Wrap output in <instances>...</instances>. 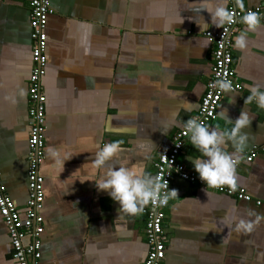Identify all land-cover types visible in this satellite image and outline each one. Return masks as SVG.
I'll list each match as a JSON object with an SVG mask.
<instances>
[{"label":"crops","instance_id":"crops-1","mask_svg":"<svg viewBox=\"0 0 264 264\" xmlns=\"http://www.w3.org/2000/svg\"><path fill=\"white\" fill-rule=\"evenodd\" d=\"M49 2L37 264H142L148 251L143 214L120 212L95 183L110 167L154 176L159 151L199 109L213 65V45L204 33L221 27L197 11L203 0ZM211 3L227 9L226 0ZM259 3L264 0H241L242 7ZM29 18V0H0V182L21 215L28 197V79L34 67ZM244 29L240 24L235 37ZM233 68L241 90L223 94L207 127L230 130L232 124L218 116L223 111L232 121L242 110L251 118L242 129L247 147L235 170L237 187L250 201L173 179L169 190L177 197L164 213L161 264H264V219L248 234L235 232L233 224V217L264 216V110L254 101L244 105L246 86L264 91V17L246 33L244 49L233 47ZM113 141H120L117 155L94 169L95 153ZM50 148L64 163L55 162ZM226 151H234L230 142ZM199 156L188 138L178 162L196 173L190 160ZM0 264H17L1 217Z\"/></svg>","mask_w":264,"mask_h":264},{"label":"built area","instance_id":"built-area-1","mask_svg":"<svg viewBox=\"0 0 264 264\" xmlns=\"http://www.w3.org/2000/svg\"><path fill=\"white\" fill-rule=\"evenodd\" d=\"M227 10L232 15L231 23L223 25L216 33L206 31L204 36L213 45L210 78L206 84L205 92L199 103V109L192 118L207 126L216 118V110L220 104L223 92L211 85L217 79L230 80L234 92L240 91L241 86L236 80L233 68V41L238 31L240 18L248 11L255 12L259 18L264 17V3L253 7H242L241 0H226ZM31 39L33 41L32 58L34 67L28 79V151H27V179L28 197L23 215H21L6 193L0 182V217L8 231L12 258L17 264H37L40 258V240L42 234V217L40 211L43 205V178L39 174V165L44 149V122H45V96L41 80L45 75L46 58V26L47 20L53 11L49 0H29ZM184 126L175 133L170 144L162 148L154 163V177H160L161 182L166 181L168 189L173 179H178L191 186L216 191L221 194L233 196L241 201H250L243 190L236 187L233 191L227 186L207 188L199 180L196 173L187 170L178 162L184 141L188 139ZM179 145V146H177ZM255 157V148L246 157L250 163ZM1 178V172H0ZM259 205V203H257ZM165 206H154L151 203L143 206L144 234L148 251L142 264H161L165 257V237L163 235V221Z\"/></svg>","mask_w":264,"mask_h":264},{"label":"clouds","instance_id":"clouds-1","mask_svg":"<svg viewBox=\"0 0 264 264\" xmlns=\"http://www.w3.org/2000/svg\"><path fill=\"white\" fill-rule=\"evenodd\" d=\"M206 11L210 15L211 24L217 28L232 22V15L222 3L212 4L211 0H203V5L197 11ZM240 22L245 29L235 37L233 47L244 49L246 47V33L255 31L259 24V17L255 12L248 11ZM205 24V23H204ZM200 26L201 30V25ZM220 92L234 94L230 80L217 79L212 85ZM249 94L244 100V105L256 103L259 109L264 110V91L259 85H248ZM226 123L232 124L230 130H218L217 127L209 129L196 118L184 122V129L189 137L192 147L200 154L190 162L199 180L207 188L227 186L235 191L237 187L235 170L239 163V154L247 147V136L242 129L251 123L248 113L242 110L234 120L226 117V112L218 113ZM227 142H230L234 151H226ZM179 146V145H177ZM120 149V141L105 143L97 151L91 161L94 169L105 167L114 158ZM51 157L56 158V163H64L58 157L55 148L49 149ZM97 191H103L118 205L119 211L127 216H135L142 212L143 206L151 203L154 206H165L170 198L177 197L176 190H169L167 182H161L160 177H136L125 167H110L105 178L95 183ZM264 216L256 215L255 220L233 217L234 231L241 234L250 233Z\"/></svg>","mask_w":264,"mask_h":264}]
</instances>
